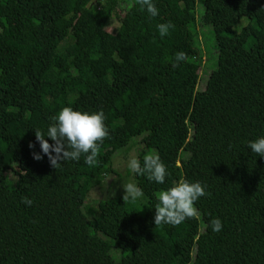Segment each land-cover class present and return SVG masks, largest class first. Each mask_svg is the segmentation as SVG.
I'll return each instance as SVG.
<instances>
[{"label": "trees", "instance_id": "obj_1", "mask_svg": "<svg viewBox=\"0 0 264 264\" xmlns=\"http://www.w3.org/2000/svg\"><path fill=\"white\" fill-rule=\"evenodd\" d=\"M123 1L0 0V264H264V157L248 147L264 136V0H200V16L197 0H153L155 17L135 0L122 12ZM161 23L173 25L163 37ZM204 26L218 63L198 90ZM196 104L210 120L191 117ZM65 106L103 110L109 135L95 165L82 154L55 169L43 154L35 129L46 135ZM141 135V165L156 149L165 182L135 173L145 201L106 199L96 227L83 186ZM181 177L209 193L195 202L201 220L155 225L156 194Z\"/></svg>", "mask_w": 264, "mask_h": 264}, {"label": "clouds", "instance_id": "obj_2", "mask_svg": "<svg viewBox=\"0 0 264 264\" xmlns=\"http://www.w3.org/2000/svg\"><path fill=\"white\" fill-rule=\"evenodd\" d=\"M141 8H146L151 16L158 15V10L153 0H135ZM161 37L168 34L169 28L173 27L171 23H161L157 25ZM187 54L178 52L173 62L176 67L180 61H185ZM53 121L47 129L45 135L38 129H35V137L39 142L43 154L47 155L50 165L57 169L62 162L73 160L79 161L81 155H84L85 163L95 165L99 152L100 143L108 137V128L105 125V115L103 110L88 112L74 109L70 106L63 107L58 115L51 117ZM49 137L54 143H49L45 137ZM33 148V144H29ZM250 150L257 156L264 157V136L251 140L248 143ZM36 160L43 157L40 154L33 153ZM127 166L131 171L138 174H146L150 181L163 184L168 175L166 165L161 160L159 154L154 150L144 155L143 165L135 156L130 157ZM125 202L131 199L135 202L143 196V190L137 184L129 182L123 186ZM209 195L205 186L200 181L190 182L187 178L181 177L174 182L172 186L163 189L156 194L158 203L155 206L154 223L155 225L170 224L179 225L186 219L199 218V211L195 207V202L202 196ZM23 202L31 206L32 200L27 197ZM213 231L222 230V222L219 218H213L210 221Z\"/></svg>", "mask_w": 264, "mask_h": 264}, {"label": "rangeland", "instance_id": "obj_3", "mask_svg": "<svg viewBox=\"0 0 264 264\" xmlns=\"http://www.w3.org/2000/svg\"><path fill=\"white\" fill-rule=\"evenodd\" d=\"M198 3L200 0H197ZM130 0H124L122 3V6H120L121 11L124 12L127 10V8L130 6ZM204 12V7L201 6V4H197V15L200 16ZM249 22L248 17H243L238 24L235 26V30L239 32L241 28L246 25ZM119 23L117 19L112 18L110 25L108 26L107 30L113 32L117 27ZM199 31L201 32L203 28L199 25L198 26ZM204 39L207 43V47L209 53L205 50L204 57H203V68L200 72V80L197 89L198 90H204L207 87V81L209 78V74L212 70H214L217 67L218 63V52L217 48L215 46V37H214V30L211 26H204ZM203 40L202 37H200V41ZM72 43L71 37H68L67 40L62 44L60 49H63L67 45ZM191 117L194 119H204V120H210L212 115L203 111L201 109V104H196L193 108ZM143 136H136L133 137L128 145L124 148H121L117 150L112 158L111 167L108 170V174L104 179H101L100 182L94 184V186L88 184L86 182L83 186V196L86 197L85 203H84V209L86 214L89 216V218L92 220L94 225L96 227H99L101 225V222L105 215L107 214V207H106V199L111 197H117L119 195H124V188L123 186L129 182H133L137 184L136 178H135V172L131 171V169L128 168L127 162L130 159V157L135 156L138 158L141 151L144 150L143 145ZM0 146H3L0 142ZM157 152L156 149H146L145 155L149 154L152 151ZM13 178V177H12ZM140 200H143V196L138 198ZM145 201V199L143 200ZM86 205V207H85ZM201 220V216L199 214V218ZM104 237V236H102ZM108 239V237H106ZM116 247V246H114ZM112 248V256L115 259L116 262H119L121 260V256H119L118 251L116 248Z\"/></svg>", "mask_w": 264, "mask_h": 264}]
</instances>
